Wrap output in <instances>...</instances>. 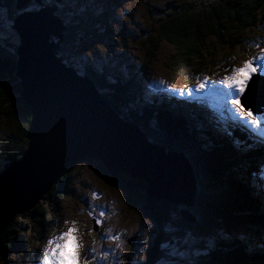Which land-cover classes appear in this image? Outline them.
Wrapping results in <instances>:
<instances>
[{"label":"rangeland","instance_id":"obj_1","mask_svg":"<svg viewBox=\"0 0 264 264\" xmlns=\"http://www.w3.org/2000/svg\"><path fill=\"white\" fill-rule=\"evenodd\" d=\"M15 1L18 2L17 0ZM81 1H83L85 5H82ZM220 1L223 3L217 5L215 1H213L214 4L207 1L209 5L212 6L210 10L201 8L197 11L196 5H185L177 18L175 26L172 27L174 29L172 35L174 36L186 33L187 30L197 29V26L201 29L200 25L211 29V36L210 39L208 36L206 37V48L204 50V52H209V54L204 59L203 63H197L198 59L195 58L188 59L184 57L183 53L177 51L174 46H171L167 42L157 44L154 47L156 50L153 48L155 51L150 55L148 54L147 45L145 44L147 42V36L144 37L143 34H140V31L144 33L149 32L148 35L152 33V31L155 30L157 20L158 22L161 21L165 15L166 19L170 20L173 16L172 12H174L177 6L182 4L179 0H71L70 3L69 0H64L61 7L63 9L65 8L64 15L66 17L68 15V17L64 19L65 28L61 29L62 34L58 35V39L63 41L61 49L55 48L54 45H59L57 43H53L54 45H52L53 40L49 33H47V35H41L40 31L43 30V25H45L46 20H42V18L33 15V13L36 12L34 8H37V6L35 4L27 6L26 10H29L33 15L26 16L27 22L33 24L35 38L38 37L39 39L35 47H37V50H42V54H44L45 51V57H47L53 65L50 67L51 75L48 79H53L54 82L62 87H68L67 90L56 89V94L60 91L62 96H56V103L52 102L49 105L63 109L67 104L72 105L73 103L80 107L78 104L80 103L85 105V107L90 110L89 112H93L91 110H95L93 99L95 96H92L91 89L87 85L90 79L88 78L86 82L82 77L69 74L72 76V78H70L69 76L67 77L64 72L63 74L59 73V71L62 72L61 69L65 71L70 69L71 72V67H73L72 63H79V65L82 63L83 65L87 64V66H89L88 63L91 62L92 65L90 66H92V73H105L107 69L108 74H110L108 77L109 79H112V77H110L111 72L115 75L116 71L121 70L118 68L121 66L126 72L129 74L131 73V77H137V67L134 64L137 62H132L131 58H136L139 62H143L144 64L140 65L150 71V74L147 75L148 77H145V79L143 78L145 82L148 80V85L145 83L146 87L149 86V82H153L162 85L167 88V90L181 94L180 90L186 91V88H181L186 85L185 83H197V81H200L205 84L202 94L224 100L223 96L227 89L224 85L220 84L219 81H222L226 75H230L233 68L241 67L245 60H253L254 57L264 56V51H262L264 48V10L260 11L255 9L253 10V14L250 15L248 14V8L250 7L248 0ZM76 2H80L83 7L89 10L93 18L98 19L99 16H101L102 20L107 19L106 24H109L111 27L110 30L113 33L109 36V34L103 30L104 23L102 20L101 27L94 28L92 24H95L96 27L98 26V23L94 22L95 19L79 11H71L73 7L72 4ZM6 3L7 0H0V41L3 52H12L16 44V33L10 27L13 22L12 19L9 18V7ZM227 5H229L228 8L225 7ZM259 5H264V0L259 1ZM253 15H255V22H248L250 19L249 17ZM200 16L206 17V20L200 18ZM98 21L100 20H97V22ZM191 23H195V27L191 26ZM175 27L178 28V33L175 32ZM94 29L97 30V33L94 32ZM225 31H229L231 34ZM234 33L241 38L240 40L236 39V46L230 48L228 39L231 41ZM220 34H223L227 42L218 39ZM54 37V41H56L57 35H54ZM238 40L240 42H238ZM256 40H258L257 43L255 42ZM41 45H47L49 48L53 47V50H51V52L49 51V53L44 50L46 48H42ZM24 47L26 48L24 49ZM30 47V49L33 50V43ZM82 47H85L87 52L81 51ZM30 49L28 46H20L18 51H14L19 55L14 60L16 65V68H13L14 73L12 71V73L10 72V76L12 77L19 78L18 76L20 75L21 83L22 85L24 84V90L21 92L22 97L29 102L30 99L27 95L31 94V96H33L35 94L34 90L38 91V85L40 84V77H38V75L36 77L34 76L39 66L34 59L30 58V54L32 53ZM126 49L130 51L132 54L131 56H124ZM22 50L31 52L28 55V60H24L20 57ZM146 54L148 57H146ZM84 56L88 57L85 59ZM124 58L126 59L123 60ZM59 60L62 62L61 64H58ZM68 60H71V62L65 63ZM258 62L259 61L254 60V66ZM126 63L130 66V70H128L126 66H123V64ZM111 67H113V70ZM2 74L5 76L3 72ZM205 74L215 77L206 81L204 78ZM61 75L65 76L63 77V79L65 78L64 80L60 79ZM202 78H204V80ZM160 81H164V83L162 84ZM113 83L117 90V82L115 81ZM215 85H219L224 90L218 91L215 88L214 90H209V88H213ZM69 88L72 91H70ZM76 88L81 89V91L78 92L75 90ZM188 88V90L194 91V88ZM130 89H126V91L125 89H122V91L119 90V92L125 97L127 96L129 100L128 104H125V109L127 108V111L131 105L135 106L134 104L136 102V100L134 101L133 99L134 97L128 93V91H131ZM41 91L42 90H40V93H46L45 91ZM15 95L16 98H19L20 93L15 91ZM51 95L52 94L46 93V99L48 100V97H51ZM227 97L228 100L232 98L229 95ZM261 98L263 100L261 102L263 105L253 109L254 113L257 111L264 112V96ZM22 104L29 107L26 101ZM70 105H68L69 108ZM98 106L102 109V105ZM5 107L7 106L5 105ZM7 109L9 108L7 107ZM139 109H142L141 105ZM15 112L17 116L12 110L11 115L0 111V144H3V138L8 132L16 130L17 124L23 125V117L18 116L21 113L18 111ZM27 113H29V109ZM102 113L104 114L106 112L103 110ZM92 115L93 113H89V115L85 114V116ZM123 115L126 116V113ZM109 116L115 121L113 118L115 116ZM168 116L175 115L170 113ZM36 117L37 119L39 118L38 116ZM32 118V111H30L29 117L26 119L28 128L30 129L28 130L30 132L29 138L34 137V140H38L41 144H45V141H55L53 138L46 135L44 130L38 128L35 124H30L29 121H31ZM106 118L109 120V117ZM192 119L196 120L194 117ZM213 119L215 120L214 117L208 120L211 125H213ZM239 119L241 118L238 115L227 117L228 128L231 127L233 129L234 126L237 127L240 125ZM138 120H140V123L141 121L145 123L144 120H147V117L135 116L133 118V123L130 125L131 128L123 122L119 125L123 126L127 135L133 138H143V135L137 132ZM31 122L37 124L34 119ZM143 126L147 132L144 129L143 131L148 134L149 137H146L151 141V145H155V143L152 144V142H164L167 147L176 151L172 157L177 155L179 161L184 159L185 163L187 162L190 168L191 166H196V162L192 161L194 153L192 151L193 144L191 140L193 138L191 136H186L185 127L175 126L170 128L168 124L161 123L157 126ZM205 128L206 127L201 125V133L202 129L205 131ZM33 130L36 131L34 132ZM131 130H133V132ZM91 132L92 131H90L87 137L83 135L81 140H85V142L92 144L90 138L92 136ZM67 136L68 139L66 138L63 141L62 138L57 142H60V145L70 142L73 146L82 145V143L79 142V134L71 132ZM187 138H189V140ZM202 139L204 140V138ZM174 144L175 146H173ZM195 144L196 142L194 141V145ZM155 146H158V144ZM141 149L133 146H129V148H120L117 144L115 149L108 150L109 152L107 153L98 149L100 155L103 157V159L98 160L95 157L91 158L90 156L83 155L91 154L96 156L98 154L95 149H90L88 152L79 151V148L73 149L71 153H74L75 156L71 157L70 150L65 148L62 158L66 156L65 158L68 160L70 159L69 161H72L71 158H74V160L69 163V166L75 164L70 169L67 176H65V173L68 168L61 174L58 172L59 175L54 173L51 174V176L42 173L45 169L42 163L40 169H38L39 167L31 168L33 160H30L27 154L25 158L21 160L23 165H21V172L17 177L14 176L13 179H11V172L6 174V178H2L0 175V179L2 178L0 184V248L4 246L3 250L5 251L7 249L6 257L8 264H35L37 252L45 247L50 238L71 227L72 221H75V227L78 229L74 235L79 238L78 242L81 245L79 249L81 253L80 264H84L85 255H87L88 264H98L100 260L104 262V264H128L129 261H131V264H162L163 257L159 260L158 257L154 258L155 253L150 252L149 249L155 244H159L157 241L159 240V238H157V233L166 235V237L162 239L163 243L167 242L169 238L183 237L185 234L189 233L196 237V245L191 248L188 256L190 264H201L199 263V256L210 264H241L235 261V259H237L235 252L239 254L238 246L243 245L246 247L248 253L243 252V254L247 255L249 254L250 247L248 239L246 240L247 236L235 231L236 224H234V222L240 220L241 214L234 217V220L230 216L222 218L219 214L217 215L215 211L212 215V222L207 221L206 213L209 214L207 209L209 207H205L206 199L204 200V196L201 192L197 193V182H194L192 179L193 177L197 181L194 177L196 173H193L191 175L192 177H189L188 182H185V180H187L185 179L182 183V188L179 187L177 189L179 193L177 198L180 199L181 202L170 200L167 192V188L169 187L167 177L158 179L161 183L160 186L150 190L149 184L144 178L143 171H141L138 166L133 168L130 163H125V155L135 160H140V158L145 159V154L147 153L150 161L156 162V160L159 159L157 156L153 157L149 154L147 152L148 150L145 148ZM184 153H187V156H185ZM241 153V148H239V154ZM133 155L136 158H134ZM179 155L185 156L188 160H185V157L182 159ZM261 157V159L256 160L258 165L264 162V154ZM41 158H43V156L38 159ZM175 158L176 157H165L164 165L167 168L166 170L175 169L179 166L178 160ZM193 158L196 159V157ZM206 158L209 159L210 157L206 154ZM1 163H3V160L0 157V164ZM56 163L59 162H54L52 165L56 166ZM17 164L13 165L12 169L16 167ZM59 164H65V161ZM229 164L232 168H235L231 162H229ZM206 165L213 166V163L210 162ZM109 168L114 170L113 174L109 172ZM223 169H225L226 173H231L230 166L228 169L224 166ZM254 171L256 172V168ZM201 172H204V170L202 169L200 173ZM253 173L250 172L251 175ZM190 174L191 172H188V175ZM54 179L69 186V193H67L64 198L58 197L54 199L51 206L45 203L44 208L48 209L49 218L45 217L44 214H40V216L44 217V220L37 222V220L31 216L33 210H27L26 204L31 203L33 206L37 204L34 206L36 209L41 207V205H38L43 201V197H45L48 202V196L51 195L53 191L52 185ZM51 180L53 181L51 182ZM221 180H223V184H228V182H225L222 175L219 174L217 181L220 182ZM227 180L229 181L228 176ZM41 181H43L42 186L40 183ZM45 181L47 182L46 185ZM120 182H122V186H120ZM256 186L258 191L262 189L259 193L263 195L264 184H261V182L257 180ZM71 188L72 190L70 192ZM32 189H35L34 194L38 196V201L33 203L28 199V194ZM198 190L201 191L202 189L199 188ZM93 192L96 193L95 196H93ZM54 193L56 194V191H54ZM131 194L134 195V203H129ZM260 195L258 194V196ZM234 197L239 198L235 195ZM90 207L98 216L100 215L101 209L106 210L104 216H101L103 217L101 219L102 225L98 232L92 229V222L89 218L90 215L87 213ZM11 213L13 214L11 215ZM66 220L69 221V223L66 224ZM47 222L50 223V225H48ZM254 223L256 227L264 229V226L261 225L263 222L258 221ZM162 224L165 226H162ZM248 225L249 223L247 222V226ZM248 227L250 229L248 238L251 239L252 244L256 243L258 246L263 247L264 241L260 240L252 231L255 227ZM17 228H20L21 235L14 240L13 246L16 248H20L21 246L22 251L10 246L11 241L9 239H11L12 236L15 237ZM22 236H24V238ZM222 245L225 246V248L222 247ZM90 248H95L96 250L95 259L92 258L93 254L87 251ZM71 250V244H69L68 251ZM105 252H107V255H105ZM160 256H162V254H160ZM1 260L0 258V261ZM247 260L249 261L250 257H247ZM3 262H5V260H3Z\"/></svg>","mask_w":264,"mask_h":264},{"label":"trees","instance_id":"obj_2","mask_svg":"<svg viewBox=\"0 0 264 264\" xmlns=\"http://www.w3.org/2000/svg\"><path fill=\"white\" fill-rule=\"evenodd\" d=\"M179 1H181L182 4L177 6L175 8L174 12H172L173 13L172 18L170 20H167L166 15H165L161 21L158 22V20H157V22L155 24V30L152 31V33H150L147 36V39H146L147 42L145 44L147 45L148 54L152 55V53L156 50V48H154V47L157 44H160L161 42H167L171 46H174V48L177 51L183 53L184 57H187L188 59L195 58V59H198L197 63H203L204 59L209 54V52H204V50L206 48V37L208 36L210 39L211 29L204 27L203 25H200L201 29L199 28V26H197V29L195 28L194 30H189V31L187 30L186 33H181V34H177V36H174V35H172V33L174 32V29L172 27L175 26V23L177 21V18L179 16L181 10L183 9V7L185 5L187 6V4L196 5L197 11H198L201 8H206L209 10L211 9L212 6L209 5V3L207 1L212 2V4H214L213 1H215L216 5L223 3V2H221L220 0H179ZM248 1L250 3V7L248 8V14L252 15L253 10H255V9L259 10L261 8V5H259V1H262V0H248ZM13 3H14V0H7L6 5L8 4L9 7L11 8L13 6ZM81 3L76 2L75 4H72L73 7H72L71 11H73V10L79 11L83 8L85 10H87L85 7L82 6L83 3H82V5H81ZM223 5H226V4H223ZM225 7L228 8L229 5H227ZM263 9H264V7L261 8V10H263ZM87 11H89V10H87ZM11 12H12V10H11ZM254 17H255V15L250 16L249 17L250 19L248 22L254 23L255 22ZM200 18H203L206 20V17H204V16H200ZM98 19L101 21L102 20L101 16H99ZM103 25H105V24H103ZM194 25H195V23H191V26H194ZM110 29H111V27H108L109 32L111 31ZM238 30H240V29H238ZM175 32L178 33L177 27H175ZM225 32L231 34V32H229V31H225ZM144 37H146V36H144ZM240 38H241L240 36H238V35H236V33H234L232 35L231 41H230V39H228L230 42V48H233L234 46H236L235 40L236 39L240 40ZM218 39L220 41L227 42V40H225L226 38L223 36V34H220ZM239 40H238V42H240ZM1 47L2 46L0 44V111H2L3 113H9V115H11L12 114L11 110H12V112L16 116H17V114L15 111H18L21 113L18 116H22L23 120H24L23 125L17 124L19 127L15 130L14 136L8 144V148H10V149L7 151L6 155L2 153L6 149V145L4 143L2 145V148L0 149L1 159L3 161L5 160L8 162V161L15 159L17 157V155L21 151H23L24 148L26 147V140H25L24 134L26 131V124H27L26 119L29 117V113H27L28 108L22 104L23 102L21 101L20 97L16 98V95H15V91L19 92L20 88H21V84L19 83V79L17 77L10 76V72L12 71L14 73L13 68L14 69L16 68V65L14 63V60L16 59L15 54H13L12 52H3ZM73 64L79 65V63H73ZM89 68H90V66H89ZM89 68L84 69L85 70L84 74L89 76L92 80L99 82L101 80V78L97 77L94 73H92L90 71L91 69H89ZM111 68L113 70V67H111ZM2 72L5 74V76L2 74ZM85 72H87V73H85ZM137 74H138V71H137ZM130 75H131V73H130ZM141 77H143V76L138 74V76L136 78L138 80H143V78L145 79V77H143V78H141ZM130 78H132V77L130 76ZM114 87L116 90V86H114ZM114 93L115 94L113 96H107L106 99L111 103L112 106H114L113 109H118L121 107L120 101H123L125 96L122 95L119 92V90L114 91ZM117 95H118V98H117ZM5 105L9 109H7V107H5ZM133 107L134 106L131 105L129 107L128 111H127V108L125 109V107L124 108L121 107V109H118V110L120 111V113L122 115L129 112L128 116H130L131 111L133 110ZM167 116L168 115H166V114L164 116H161L162 119L160 121L150 119L148 122L144 123L143 125H145V126H150V125L157 126V125H160L161 121H163V120H164V122L166 121L167 123H162V124H169V122H171V120L169 118H167ZM5 117H7V116H5ZM188 117H190V119L193 118V116H187V118ZM227 117L228 116H219V118H221L223 122L215 125L217 127V128H215V130H220V131L216 134V136L214 138L206 135V133L203 129H202L201 134L205 137L221 141V144L218 148V151L222 154V156L225 154L224 142H227L228 143L227 149H229L232 156H234V158H236V160H243L241 158L245 159L246 157L243 155H241V156L238 155L239 149L236 151V142L231 144L230 137L224 134L225 130H229L230 132H232V136L235 139L237 138L236 132H234V130L231 127L228 128L229 126H227ZM175 118H180V116H171V119H175ZM194 118L196 119L195 120L196 122L200 123L203 127H206L210 131V128H212V127H210L204 121V119L201 118V116H194ZM192 120H194V119H192ZM185 121L187 122V119H185ZM224 122H226V123H224ZM143 125H140V126L143 127ZM190 126L193 127L192 125H190ZM239 126L240 125L237 126L238 129H239ZM194 132H195V134H199V132L196 129H194ZM200 132H201V129H200ZM187 139L189 140V138H187ZM237 140L239 141V140H241V138L238 137ZM206 143H207V141L205 139L204 140L202 139V147L203 148L207 147ZM209 143H212V142H209ZM212 145H214V143H212ZM164 146L167 147L166 145H164ZM167 148H169V147H167ZM207 151L209 152V149H207ZM207 151L203 150V154L207 153ZM185 154H187V153H185ZM200 154H201V150H200V152L197 151V158H199ZM207 155L209 157L211 156L209 153ZM218 156H220L219 153H217L216 155H212L211 156V162L214 161V163H217L219 165V168L216 169V171L223 172L228 176L229 181L227 180V178L224 179L225 182H228V184H226V185L223 184V180H221L220 182L217 181L218 175L217 176L214 175V173H212L209 170H206V172H205V165H203L204 160L201 161L202 165L198 164V162H197L196 166L194 167L195 171L197 172V180L199 183V188L202 189L199 192H201L202 195L204 196V200L206 199L205 200L206 205L204 203L205 207H209V208H207L209 211V214L206 213V217L208 218L207 220L212 222V220L209 218H212V215L214 214L215 211H216V214L217 215L219 214L222 218L230 216L234 219V217L239 216L238 214H241L240 220H238L237 222H234V224H236L235 230L237 231V233H240V231L243 230L244 232H246L250 235V233H249L250 229L248 226H256V224L254 222H258V221L264 222V219L262 218V217H264V203H263V200H261L260 196H258V197L256 196L258 188H257L255 182L252 183V181H251V179H253L252 175L248 173L249 171H251V169H253L254 167L255 168L257 167V165L254 164L252 161V159H255V158L249 159L250 156H248L249 158H247V159H249V160H247L248 162L246 164L243 162H240V161H238L239 164L234 163V166H233V167H235L234 171H237V173H240L242 177L239 180H237V178H232L233 179L232 180L231 175L226 173L225 169H223L224 166L226 168H228L230 164H228V162H225L222 158H220ZM192 159H193V157H192ZM232 165H233V163H232ZM201 166H202V169L204 170L205 174H204V172L203 173L199 172V171H201L200 170ZM247 179L249 180V183L252 186L247 188L248 190L244 191L239 182L244 181L247 184H249L247 182ZM255 192H256V194H255ZM52 193H53V191H52ZM61 193L64 194V192H61ZM251 193H252V196H251ZM131 195H130V198H131ZM234 195H237L239 198L234 197ZM259 195H260V193H259ZM48 199L52 203V201L54 199V198H52V194L48 196ZM253 202H256V203L254 205H251ZM42 203H43V201L41 202V204ZM229 204H230V208H229ZM222 206H223V208H222ZM250 208H252L253 210H251ZM31 210H33L35 213V215H31V216L35 220H37V222L44 220V217L40 216V214H44V216L47 214L46 210L43 209V206L36 208V209L33 206V208ZM254 214H257V215H254ZM247 222L249 223L248 226H247ZM47 224L50 225V223H48V222H47ZM162 226H163V224H162ZM16 231L19 232L21 230H20V228H17ZM164 236H165L164 234L157 233V238H159V240H157V241L159 242V244H160V240H162L164 238ZM19 237L20 236H18V235H17V237H16V235H15V237L12 236V238L9 239L11 241L10 246H13V241ZM159 244H155L154 246L149 248L150 252L155 253L154 258L158 257V260L161 258L160 254H162V250H160L161 248L159 247ZM222 247L225 248V246H223V245H222ZM3 249H4V246H2L0 248V254H1L0 258L2 259L0 261V264H8V260L6 257L7 249L5 251ZM238 251H239V254L235 252V255L237 257V259H235V261H238L241 264H246V262H247V264H248L249 262L247 260V257L249 258L250 256H249V254L248 255L243 254V252L248 253L247 248L244 247L243 245L242 246L239 245ZM255 253L256 254L264 253V249L259 247ZM253 259H255V258H253ZM3 260H5V262H3ZM199 263L210 264L209 262H205L201 256H199Z\"/></svg>","mask_w":264,"mask_h":264},{"label":"water","instance_id":"obj_3","mask_svg":"<svg viewBox=\"0 0 264 264\" xmlns=\"http://www.w3.org/2000/svg\"><path fill=\"white\" fill-rule=\"evenodd\" d=\"M17 1H18L17 7H23L26 3V0H17ZM33 15L35 17H38V18H54L55 21L59 24V20L56 17L52 16V10L43 9L40 12L33 13ZM33 15H31L30 13H25L24 15L20 14L17 16L18 20L15 21V26L18 29L20 39L22 38V43L20 46H22L24 41L26 40V43H27V46L29 49L31 48L30 47V45H31L30 41H31V39H33V37H35V35H34L35 29L33 27V24H29L27 22L26 16H33ZM56 34L60 35V26L58 27ZM20 46L18 47V49L20 48ZM18 49H17V51H18ZM18 55L19 54H17V56ZM63 70H62V72L59 71V73L64 72L67 77L69 76L70 78H72V76L69 75V73H68V72H70L68 69L66 70L67 72L65 70L64 71ZM19 77H20V75H19ZM63 77H65V76L61 75L60 79L64 80L65 78L63 79ZM44 79H48V77L43 78V79L42 78L39 79L40 84L38 85V91L34 90L35 94L33 96H31V94L30 95L26 94L27 97L30 99V102L25 100L22 97L21 92L24 90V84L22 85V83H21L22 90L20 92V97L24 102L25 101L28 102L29 108L32 111V116H33L32 120L34 119L37 122V124H36V123L31 122L32 121L31 120V121H29L30 124H35L38 128H41L42 130H44L46 135H48L49 137H51L55 140L52 142H46L45 141V144H41L38 142V140H36V139L34 140V137L29 138V133H30L29 131H28V133H26V137H28L30 139L29 151L32 152L33 164L31 166V168L32 167L33 168L39 167L38 169H40V165L42 163V165H44V168H45L44 171L45 170H50V171L55 170V173L58 174V172L60 170L64 169V167H66L69 163H71L74 160V158H71L72 161H69L70 159L69 160L66 159L65 158L66 156H65V157H63L64 158L63 162L65 161V164H60L59 166H57V165L53 166L52 164L54 162H57V160L51 161L54 158L50 159L51 156L56 157L57 155L61 154L65 150V148L67 150H70V153H71V150L79 148L80 145L73 146V145H71V142L62 144L63 147H62V145H60L61 144L60 142H57L58 140H61L62 138H63V141L66 138L68 139L67 135H69L71 132H75L76 134H79L80 135L79 142L82 144L91 145L93 147L92 149L97 150L96 153L98 154L96 156L91 155V154H83V155L90 156L91 158L95 157L98 160L103 159V157L100 155L98 149L107 153L110 150L115 149V147H117L116 143L119 144L122 141H127L129 143L130 147L133 146V147H137L139 149L145 148L147 150V147H145V145L143 144V140L141 139V137L137 136L138 138H133V137L127 135L125 129L123 128V126L119 125L121 123L118 122L117 120H115L116 126H117L115 128H116V131L118 132V134L120 135V137H117L118 139H113V142L111 141L107 145L108 140H109V131H111V128H112L111 126L113 125V120L111 119V117L109 115H111V116H113V115L110 112H108V110L106 109V107L104 105L105 102L101 101L99 95L95 91H93V94H92V96H95V98H93L94 104H95V106H94L95 110H91L93 112H89L90 110H88V108H86V107L83 108L82 104H80V103H78L80 105V107L77 106V104L73 103L72 105L67 104L65 106V108H63V109L56 108V107L49 105L52 102L56 103V99H57L56 96H58V97L62 96V93L60 91L58 92L59 94L58 93L56 94L55 90L56 89L67 90L68 87H62V86L58 85L51 78H49L48 80H44ZM131 81H133V78L131 79ZM20 82H22V81H20ZM76 89H78V88H76ZM40 90L45 91L46 93L52 94L51 97L49 96L48 100H47L46 99V93H43L41 91L42 92L41 94L44 95V100H46L45 104H42L39 101ZM69 90L72 91L70 88H69ZM67 96H68V94H67ZM68 105H70V108L68 107ZM98 105H102V109L106 113L103 114L102 113L103 110ZM89 113H93V115L92 116H85V114L89 115ZM36 116H38L39 118L37 119ZM65 116H68V117L66 118ZM106 117H109V120ZM84 120L86 122L91 121V123L88 125H84L83 124ZM40 121H41V123H40ZM89 130L92 131L91 132L92 136L90 137L92 144H89V143L81 140L83 135H85L87 137V135L90 133ZM33 131L35 132L36 130H33ZM152 146L159 147V146H155V145H152ZM79 150H80V148H79ZM141 150H143V149H141ZM84 152H88V151H84ZM38 155H40V157L43 156V158L38 159ZM164 155L168 156L166 154H164ZM72 156H75V154L71 153V157ZM125 157L127 158L128 156L125 155ZM133 157L136 158L134 155H133ZM44 161H45V163H44ZM48 166H51L52 169L47 168ZM10 172H11V174H10L11 179H13L14 176L15 177L18 176V174L21 172V169L12 170ZM109 172L111 174H113L114 170H111L109 168ZM2 178H6V175ZM1 179H0V184H1ZM40 183H43V182H40ZM120 185L122 186V182H120ZM149 189L152 190V188L150 186H149ZM152 195H153V193H152ZM12 214L13 213H11V215Z\"/></svg>","mask_w":264,"mask_h":264},{"label":"snow or ice","instance_id":"obj_4","mask_svg":"<svg viewBox=\"0 0 264 264\" xmlns=\"http://www.w3.org/2000/svg\"><path fill=\"white\" fill-rule=\"evenodd\" d=\"M70 2L71 0H69ZM254 60L259 61L255 66ZM258 72L264 75V56L254 57L253 60H245L241 67L233 68L231 74L226 75L219 83L226 87L228 90L226 94L232 97L231 103L235 106L233 110L241 120L249 125L251 133L260 138L258 142L264 143V112L257 111L254 113L251 107L245 109L241 104V95L249 88L253 74ZM160 83L163 84L164 81H160ZM196 87L201 90L205 87V84L200 82ZM180 91L183 94V91ZM189 95H191L190 92ZM252 176L254 181L259 180L261 184H264V165L260 166ZM95 195L96 193L93 192V196ZM89 215H95L91 207ZM100 215L103 216V212ZM65 223L67 224L69 221L66 220ZM100 223L101 220L96 219V224L99 225ZM71 224L72 226L66 231L50 238L45 247L37 252L35 264H80L81 253L79 249L81 245L78 242L79 238L74 235L78 229L75 227V221H72ZM196 241L197 238L190 233L185 234L183 237L169 238L167 242L160 245L163 255L162 264H190L188 260L189 252L196 245ZM69 244H71V251H68ZM87 251L91 252L93 254L92 258L95 259V248H90ZM105 255H107V252H105ZM84 264H88L87 255L84 258ZM98 264H102V261H99Z\"/></svg>","mask_w":264,"mask_h":264},{"label":"bare ground","instance_id":"obj_5","mask_svg":"<svg viewBox=\"0 0 264 264\" xmlns=\"http://www.w3.org/2000/svg\"><path fill=\"white\" fill-rule=\"evenodd\" d=\"M43 19H45L46 20V23H45V25H43L44 26V28H43V30H41L40 32H41V35L43 34V35H47V33H49V34H51V33H56V31L58 30V27H59V24L55 21V19L54 18H42V20ZM29 41V40H28ZM37 42H39V39H38V37H33V39H31V41H30V44H32L33 43V50L32 49H30L31 50V52H28V51H21V53L22 54H20V57L22 58V59H24V60H28V55L30 54V58L31 59H34L37 63H38V68H37V73L34 75L35 77L38 75V77H40V78H46V77H49L50 75H51V71H50V67H52L53 65L50 63V61H49V59L47 58V57H45V51H44V54H42V50H37V47H35V45L37 46ZM52 45H53V43H52ZM22 46H27V43H26V40L24 41V43H23V45ZM41 47L43 48V47H45L46 49H44V50H46V51H50L51 52V50H53V47H48L47 45H45V46H43V45H41ZM26 47H24V49H25ZM49 52V53H50ZM32 62V61H31ZM76 66H79V65H77V64H75ZM63 70V69H62ZM55 71V70H54ZM85 73H87V72H85ZM117 73V72H116ZM89 77V76H88ZM90 78V77H89ZM91 79V78H90ZM92 80V79H91ZM110 80H112V82H115V79H113V77H112V79H110ZM144 80V79H143ZM92 81H94V80H92ZM147 81L148 80H146V83H147ZM146 85H148V83L146 84ZM145 85V86H146ZM181 88H188V87H186V86H182ZM75 90H77L78 92H80L81 91V89H75ZM189 92H194V91H192V90H188ZM91 94H93V91H91ZM39 101H40V103H42V104H45V101L46 100H44V95L43 94H41L40 93V97H39ZM92 104V103H91ZM110 106L112 107V109L114 108V106H112L111 105V103H110ZM82 107L83 108H85V105H82ZM114 110V109H113ZM119 113V112H118ZM66 118L68 117V116H65ZM126 117H128V118H130L131 116H126ZM194 117V116H193ZM216 118V116H209V118L211 119V118ZM201 118L202 119H204V121L206 122L207 120H208V117L207 116H201ZM235 118H237V117H235ZM188 119H189V117H188ZM240 121H239V123H241L240 125H242V126H244L245 124H247L245 121H243V120H241V119H239ZM238 121V120H237ZM221 122H223L222 121V119L221 118H217V120H214L213 119V124H215V125H217L218 123H221ZM91 123V121H89V122H86L85 120L83 121V124L84 125H88V124H90ZM224 123H226V122H224ZM141 124H142V122H141ZM208 124V123H207ZM204 125V124H203ZM210 127H212L211 126V124H210V122H209V124H208ZM112 128H111V131H109V140H108V143H107V145L112 141L113 142V139H118L117 137H120V135L118 134V132L116 131V128L115 127H117L116 126V122L115 121H113V125L111 126ZM242 128H244V127H242ZM233 130H234V132H236L237 130H238V128L237 127H233ZM132 132H133V130H131ZM250 131H251V129H250ZM143 136V138H141L142 140H143V144L145 145V147H147V152L149 153V154H151L153 157H155V156H157L159 159L158 160H156V162H152V161H150L149 159H148V155H147V153L145 154V159H142V158H140V160H135V159H133L132 157H127L126 159H125V162H126V164H128V163H130V165L133 167V168H135V167H137L138 166V168H140V170L141 171H143V173H144V178L147 180V182H148V184H149V186L153 189V188H158L159 186H160V182H159V180L158 179H160V178H164V177H167V180H168V184H169V187L167 188V192H168V194H169V198H170V200H175V201H178V202H181V200L180 199H178L177 198V196L179 195V193H178V191H177V189L180 187V188H182V183H183V181L185 180V179H187V180H185V182H188V180H189V177H192L191 175L194 173V167L193 166H191V168H190V166H188L187 165V162L185 163V161H184V159H183V157H185L186 156V154L184 153V155L185 156H183V155H179L183 160L182 161H179L178 159L179 158H177V155H175L174 157H176L175 159H177L178 160V167H179V169H178V167L177 168H175V169H171V170H166L167 168H166V166L164 165V162H165V157H169V158H174V157H172L173 155H174V153L176 152V151H174L173 149H169V148H167V147H165L164 145H160L159 147H154V146H152V145H150L151 143H150V141L148 140V138L147 137H149L148 135H146V134H142ZM147 136V137H146ZM238 137H240L241 138V140H239V143H237V139H238ZM235 140H234V142H236V151L239 149V148H241V151H242V153L241 154H239V156H241V155H243V156H246V154H248L249 153V150L251 149L250 148V146L252 145V144H250L249 143V138H251V136L247 133V132H240V135L238 136ZM255 138H256V141H257V144L259 145V146H261L260 147V150H262L263 152H264V143H260V142H258L259 141V137L258 136H256L255 135ZM252 139V138H251ZM253 140V139H252ZM83 141H85V140H83ZM140 142V141H139ZM255 142V141H254ZM116 144H118V143H116ZM118 146L121 148V147H128L129 148V143L127 142V141H122L121 143H119L118 144ZM79 148H80V150L79 151H89L90 149H92L93 147L91 146V145H86V144H82V145H80L79 146ZM108 149V148H107ZM128 152V151H127ZM126 152V153H127ZM143 152V151H142ZM170 152H172V153H170ZM40 153V152H39ZM166 154V155H169V156H165L164 154ZM38 154V153H37ZM144 154V153H143ZM62 155H63V152L61 153V154H59V155H57L56 157H50V159H52V158H54L53 160H51V161H54V160H57V162H59V163H61V162H63L62 161V159H64V158H62ZM40 157V155H38V158ZM252 158H254V157H252ZM257 157H255V159H256ZM185 160H188V158H186L185 157ZM185 164H184V163ZM31 163V162H30ZM33 163V162H32ZM59 163H56V165L57 166H59L60 164ZM167 165H169V164H167ZM262 165H264V162H262L261 164H259V165H257V167H256V172L258 171V169L260 168V166H262ZM130 166V167H131ZM140 166V167H139ZM47 168H49V169H52V167L51 166H48ZM66 168L64 167V169H62V170H65ZM254 169H255V167L253 168V169H251V171L252 172H255L254 171ZM45 172L47 173V174H54L55 173V170H43L42 171V173L45 175ZM188 172H191V174L190 175H188ZM35 173V172H34ZM40 173V172H39ZM30 174V173H29ZM192 179H193V181L194 182H197V186H199V183H198V180L196 181L193 177H192ZM251 181H252V183H254V181H253V179H251ZM257 181V180H256ZM256 181H255V184H256ZM247 182L249 183V180L247 179ZM250 184V183H249ZM42 186V185H41ZM191 188V187H190ZM192 189V188H191ZM71 190H72V188L70 189V192H71ZM263 190H264V188H263ZM34 191H35V189H32L30 192H29V194H28V199H30L31 201L30 202H35V201H38V196L37 195H35L34 194ZM181 191H182V189H181ZM260 192L262 191V189L261 190H259ZM199 192V190L197 189V193ZM255 194H256V192H255ZM261 194V193H260ZM260 197H261V200H263V203H264V194L262 195H260ZM172 206H174L173 204H172ZM26 208H27V210H29V209H32L33 208V204H26ZM227 209V208H226ZM237 216V215H236ZM102 249V248H101ZM101 261V260H100ZM102 264H104V262H102Z\"/></svg>","mask_w":264,"mask_h":264}]
</instances>
